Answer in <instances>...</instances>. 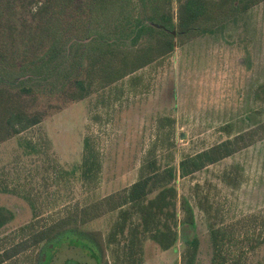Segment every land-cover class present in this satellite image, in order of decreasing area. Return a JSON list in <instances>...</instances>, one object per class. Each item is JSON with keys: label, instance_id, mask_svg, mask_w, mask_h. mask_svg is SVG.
Wrapping results in <instances>:
<instances>
[{"label": "rangeland", "instance_id": "1", "mask_svg": "<svg viewBox=\"0 0 264 264\" xmlns=\"http://www.w3.org/2000/svg\"><path fill=\"white\" fill-rule=\"evenodd\" d=\"M41 2L0 0V74L23 78L14 85L0 80V88L15 94L21 86L32 87L18 97L29 112L43 116L38 125L0 142V188H8L0 189V206L14 213L0 229V253L31 228L68 214L87 218L83 212L90 204L123 192L140 179L145 164L178 166L184 157L248 131L253 142L247 147L177 176L178 240L172 248L145 238L143 254L128 260L125 235H118L120 243L108 241L117 210L60 237L90 245L108 264H181L186 241L198 236L194 264H211L212 232L220 230L225 264L263 261L264 0L247 11L210 16L201 30L180 36L169 55L108 86L104 72L89 70L87 43L93 31L115 33L116 15L103 14L90 0H48L39 12ZM177 6L171 0V12ZM32 72L39 76L29 77ZM86 76L95 80L91 93L71 98L73 80ZM86 137L98 161L92 179L80 174ZM189 212L192 224L186 221ZM53 244L44 241L2 264H42ZM75 251L63 244L50 264L78 257Z\"/></svg>", "mask_w": 264, "mask_h": 264}, {"label": "trees", "instance_id": "2", "mask_svg": "<svg viewBox=\"0 0 264 264\" xmlns=\"http://www.w3.org/2000/svg\"><path fill=\"white\" fill-rule=\"evenodd\" d=\"M47 1L42 0L37 11L42 12ZM90 1L103 14L110 11L112 16L116 15L115 28L117 30H114L115 33L105 37L101 35V31L100 34L98 31H93L91 32V41L87 43L90 46L89 70L93 71L92 74H96L99 70L104 72V86H108L169 55L175 49L180 36L194 34L201 30L209 21L210 16L216 14L228 16L238 11H247L262 0H176L178 6L175 13L170 10L171 0ZM97 49L100 50L99 53L96 52ZM63 63V61L58 63L59 72L64 70ZM46 70L43 73L48 75L50 69ZM36 75L39 76L32 72L29 77H37ZM40 76L43 75L40 74ZM22 79L12 80L0 74V80L11 85L20 83ZM94 81L92 76L75 78L72 82L73 89L69 92L70 97L85 98L91 93ZM31 92L32 87L30 86H21L15 94L7 88H0V142L41 123L42 112H29L26 103L22 104L18 97H25ZM252 142V134L247 131L184 157L178 166L167 165L159 169L156 165L145 164V172L142 173L140 179L123 192L111 194L90 204L89 209H85L83 212L87 218L81 217L79 220V213L68 214L58 218L50 226L42 227L39 230L31 228L26 237L22 238L23 240L15 242L0 253V264L31 247L52 239L53 250H48V256L42 264H50L52 253L54 260L56 251L63 244H67L78 254V257L73 256V258L66 259L63 264L71 262L75 264H108L107 261L101 260L100 255L90 245L74 237H60V235L77 230L81 223L116 210L118 211L117 219L109 233L108 241L119 242L118 235H125L122 249L128 260L133 259L135 255L143 254L145 238L153 239L163 250H168L178 240L177 188L174 186L177 176L191 175L210 164L233 155ZM29 146L32 147L30 149H36V146L31 142ZM84 148V156L79 166L80 174L84 179H92L98 169V161L88 137L84 140ZM0 189L8 190L7 187ZM156 190L157 193L153 197H149ZM25 198L29 199L30 197L25 196ZM30 202L34 206V203ZM189 213L190 217L186 221L192 224V212ZM13 218L14 213L9 208L0 206V229ZM219 233L220 230L212 232L214 255L211 264L226 263L220 248ZM101 244L104 245L103 242ZM198 246V236L186 241L181 264H194ZM257 264H264V260Z\"/></svg>", "mask_w": 264, "mask_h": 264}]
</instances>
